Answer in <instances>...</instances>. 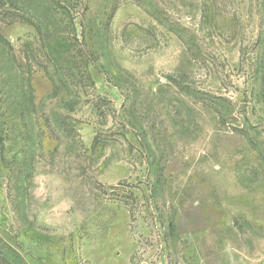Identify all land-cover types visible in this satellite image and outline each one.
<instances>
[{
    "label": "rangeland",
    "instance_id": "374dc122",
    "mask_svg": "<svg viewBox=\"0 0 264 264\" xmlns=\"http://www.w3.org/2000/svg\"><path fill=\"white\" fill-rule=\"evenodd\" d=\"M0 264H264V0H0Z\"/></svg>",
    "mask_w": 264,
    "mask_h": 264
},
{
    "label": "trees",
    "instance_id": "16d2710c",
    "mask_svg": "<svg viewBox=\"0 0 264 264\" xmlns=\"http://www.w3.org/2000/svg\"><path fill=\"white\" fill-rule=\"evenodd\" d=\"M61 62H63V63L65 62V65H66L65 69H67V70H71V69H73V67H75L74 62L69 58L66 60L61 59L59 63L57 62V64L61 65Z\"/></svg>",
    "mask_w": 264,
    "mask_h": 264
}]
</instances>
